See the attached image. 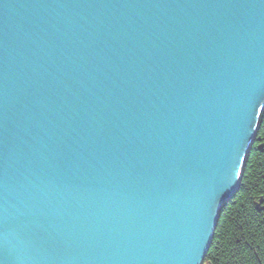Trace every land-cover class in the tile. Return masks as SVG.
<instances>
[{"label":"water","instance_id":"1","mask_svg":"<svg viewBox=\"0 0 264 264\" xmlns=\"http://www.w3.org/2000/svg\"><path fill=\"white\" fill-rule=\"evenodd\" d=\"M263 106L264 0H0V264H202Z\"/></svg>","mask_w":264,"mask_h":264},{"label":"trees","instance_id":"2","mask_svg":"<svg viewBox=\"0 0 264 264\" xmlns=\"http://www.w3.org/2000/svg\"><path fill=\"white\" fill-rule=\"evenodd\" d=\"M260 118L239 188L218 217L205 257L211 264H264V109Z\"/></svg>","mask_w":264,"mask_h":264},{"label":"bare ground","instance_id":"3","mask_svg":"<svg viewBox=\"0 0 264 264\" xmlns=\"http://www.w3.org/2000/svg\"><path fill=\"white\" fill-rule=\"evenodd\" d=\"M264 107V106H263ZM259 114H261V113H258V114H256V116L258 117V115ZM260 116V115H259ZM256 118V117H255ZM258 120V122H257V125H256V128H255V131H254V134H253V136H254V138L253 139H251V136L249 137V139L247 140V143H249V145L247 146V148L244 150V155H242L241 156V160L243 159L244 160V162H243V166L235 173V181L237 182V186H236V190H235V192H234V194L229 198V200H231L233 197H234V195L236 194V192H237V189L239 188V184H240V181H241V178H242V174H243V169H244V167H245V165H246V160H245V156H247L248 155V153H249V151H250V149H251V147L254 145V143L256 142V136H257V133H258V129H259V125H260V119L261 118H257ZM251 140V142H248V141H250ZM246 143V144H247ZM261 146L262 145H259L258 146V148H261ZM263 151V150H262ZM229 200H227V202L229 201ZM226 203V202H225ZM256 206H258L257 204H256ZM223 208V206L219 209V211H218V217H219V215H220V212H221V209ZM215 230V229H214ZM213 233H214V231H213ZM212 237H213V234H212ZM211 240H212V238H211ZM211 244V243H210ZM209 249V248H208ZM208 251V250H207ZM207 251H206V253H207ZM205 256H206V254H205ZM205 259V258H204ZM205 263H209V261H206V259H205Z\"/></svg>","mask_w":264,"mask_h":264},{"label":"rangeland","instance_id":"4","mask_svg":"<svg viewBox=\"0 0 264 264\" xmlns=\"http://www.w3.org/2000/svg\"><path fill=\"white\" fill-rule=\"evenodd\" d=\"M263 109H264V107H262V110H261V114H262V112H263ZM261 114H260V116H259V118L261 117ZM257 137V136H256ZM255 137V138H256ZM263 148H262V146H261V150H262ZM247 159V156H245V160ZM227 203V202H226ZM261 203H263V199H260L259 200V203L257 204L258 206H255V209L257 210V211H261V209H262V206H261ZM224 206V205H223ZM218 220V219H217ZM210 246V245H209ZM209 248V247H208ZM208 250V249H207ZM206 257V256H205ZM204 257V258H205ZM203 263L205 264V259H204V261H203ZM202 263V264H203ZM209 264H211L210 262H209Z\"/></svg>","mask_w":264,"mask_h":264}]
</instances>
